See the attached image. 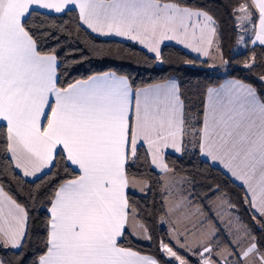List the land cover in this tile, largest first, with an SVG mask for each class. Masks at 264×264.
Returning <instances> with one entry per match:
<instances>
[{"label": "snow or ice", "instance_id": "obj_1", "mask_svg": "<svg viewBox=\"0 0 264 264\" xmlns=\"http://www.w3.org/2000/svg\"><path fill=\"white\" fill-rule=\"evenodd\" d=\"M229 7L235 43L250 53L242 67L264 86V0H235ZM37 8L75 10L78 29L133 41L157 63L163 42L175 41L213 61L209 67L229 64L220 23L201 0H0V152L6 163L0 175L47 177L58 155L75 172L48 192L43 188L58 173L27 191L37 218L45 210L35 231L29 205L0 184V249L11 253L0 255V264H264V87L239 79L209 87L202 117L190 122L175 78L134 86L110 70L62 86L57 48L40 45L52 31L38 21L45 13ZM189 145L241 182L251 226L222 210L217 225L191 194H177L193 182L180 177L177 187L168 150L180 158ZM142 169L160 177L159 208L155 199L140 202L153 188ZM220 201L236 209L223 195ZM157 215L168 225L167 242H158L163 262L122 243L131 236L152 241L149 221Z\"/></svg>", "mask_w": 264, "mask_h": 264}, {"label": "trees", "instance_id": "obj_2", "mask_svg": "<svg viewBox=\"0 0 264 264\" xmlns=\"http://www.w3.org/2000/svg\"><path fill=\"white\" fill-rule=\"evenodd\" d=\"M235 0H201V3L207 6L215 15L220 23L221 34L223 36V56L229 64L221 67H209L208 59L197 58L182 48L165 44L161 47L163 62L157 63L154 56L140 48L137 44L114 38L98 37L82 25L77 28V17L75 10L65 12L63 14L45 13L37 10V12L45 13L40 16L38 21H43L50 26L52 36L47 38L40 37V45L42 50H50L57 48L59 56V77L62 86L76 79H86L88 76L106 72L116 71L118 74L127 75L134 86H143L155 82H161L167 78H175L180 85L182 98L185 102L186 114L190 122H198L203 114V105L205 101L206 90L209 87L219 85L226 77H233L243 80L246 83L262 88L256 76L245 70L241 62L250 54L248 50L235 52V32L232 31L233 19L230 15V3ZM29 17V23L32 21ZM63 28V31H61ZM59 37V42L54 37ZM251 47V45H249ZM261 48L257 47L256 52L260 53ZM70 53V55H68ZM185 60H195V65H186ZM203 62V63H202ZM260 69H254L259 72ZM264 94V93H262ZM144 149H141L143 155ZM179 154L169 153L167 160L171 167L175 168V175L187 177L188 193L194 205H202L205 214L209 219L217 224V220L211 209V203L217 196H222L227 202L236 205V209L230 210L236 215L241 222L251 226V210L244 202V189L241 185L234 182L220 168L210 164L207 160L200 156L198 149L189 150L180 158ZM6 163L4 155L0 152V168H5ZM145 175L150 177L153 182L152 191L148 193L147 200H141L143 203H151L153 199L159 208L162 202V196L159 191L160 185L157 181L160 177L153 171L142 169ZM45 172H48L45 171ZM58 173L56 179L50 184H46L43 188L44 192L53 189L60 181L71 178L75 172L71 165H65V161L61 156H57L56 166L48 172V176L39 175L34 179H26L20 175L18 180H14L11 175H0V184L4 186L6 191L14 195L20 203L29 205L32 223L30 227L35 231L40 221L44 218L45 210L41 209L39 218L37 213L31 207V202L27 199V191L34 188L36 184H41L49 179L53 174ZM219 187V191L216 188ZM21 188L23 191H21ZM132 192L129 191V195ZM141 194L137 193L134 199H140ZM159 216H155L149 221L152 231V241H139L132 236L127 237L122 243L125 246H131L142 253L150 254L157 259L164 261L163 255L158 248V242L161 237L167 242V230L158 223ZM255 230V229H254ZM223 244L228 243L226 233L223 231L220 235ZM35 246L28 250V259L32 258ZM0 255L11 256V253H5L0 249ZM171 264H175L174 261Z\"/></svg>", "mask_w": 264, "mask_h": 264}, {"label": "crops", "instance_id": "obj_3", "mask_svg": "<svg viewBox=\"0 0 264 264\" xmlns=\"http://www.w3.org/2000/svg\"><path fill=\"white\" fill-rule=\"evenodd\" d=\"M37 10H40V11H43V12H45V10H42V9H38L37 8ZM86 30H88L89 32H91L89 29H87L85 26H83ZM92 33V32H91ZM92 34H94V35H96V36H98V37H103V38H114V39H118V40H127L126 38H123V37H116V36H99V35H97V34H95V33H92ZM127 41H130V40H127ZM131 42H133V41H131ZM133 43H135V42H133ZM135 44H137V43H135ZM165 44H172V45H176V46H178V47H180V48H182L183 50H185L186 52H188V53H190L191 55H193V56H195V57H197V58H200V59H208L207 57H198V54L197 53H193V52H191L189 49H185L182 45H179V44H177L175 41H165V42H163V44H162V46L163 45H165ZM140 48H142V46H140L139 44H137ZM161 46V47H162ZM143 50H145V51H147L146 49H144V48H142ZM151 55H153L154 56V54H152V53H150ZM209 60V59H208ZM211 63H213V61H211V60H209V64H211ZM215 67H218V66H215ZM232 79H237V78H233V77H226V78H224L223 80H222V82L219 84V85H217V86H212V88H219L220 87V85H222V84H224L226 81H228V80H232ZM169 151V153H174L172 150H168ZM175 154V153H174ZM200 156L203 158V159H205V160H207L210 164H212V165H214V166H216V167H218V168H220L226 175H228L234 182H236L237 184H239V185H241L242 187H243V185L241 184V182H239V181H236V180H234L231 176H230V174L229 173H227V171L223 168V166L222 165H220L218 162L217 163H213L210 159H208L207 157H205V156H203V155H201L200 154ZM73 167V166H72ZM45 171H47V169L45 170ZM39 175H41V174H38V176ZM37 176V177H38ZM23 177V176H22ZM180 177H182V176H178V175H175V178H176V180L178 181V184H177V187L178 188H180L181 187V185H180V183H179V180H180ZM25 178V177H24ZM34 178H36V177H28V178H26V179H34ZM187 183L186 182H184L183 183V185H182V191H180V192H178L177 194L178 195H189V193H188V188H187V185H186ZM243 189H244V187H243ZM131 191V190H130ZM216 199V198H215ZM214 199V200H215ZM212 203H213V201H212ZM212 203H211V209H212ZM212 212H213V209H212ZM213 214H214V212H213ZM215 217V216H214ZM216 219V218H215ZM161 225V224H160ZM161 226H163V227H165L166 228V230H167V232H168V225L167 224H164V225H161ZM134 239H136V240H139V241H146V240H143V239H137L135 236H132ZM144 254H146V253H144ZM147 255H150V254H147ZM190 259H192V257H190Z\"/></svg>", "mask_w": 264, "mask_h": 264}, {"label": "rangeland", "instance_id": "obj_4", "mask_svg": "<svg viewBox=\"0 0 264 264\" xmlns=\"http://www.w3.org/2000/svg\"><path fill=\"white\" fill-rule=\"evenodd\" d=\"M254 11H255V10H254ZM234 50H235V52H239V51H242V50H245V49H244L243 47H241V46H237L236 43H234ZM211 64H212V63H211ZM216 66L223 68L225 65H223V64H219V62L217 61V62H216ZM220 198H221V196H217L216 199L213 200V203H212V209H213V212H214V216H215V218H216V211H220V210H222V211H224V212H228V211H230V210L228 209V206H227L226 203L223 204V205H221ZM223 199L226 201V199H225L224 197H223ZM232 216H233L234 219H237V218H236V215H235L233 212H232ZM216 220H217V222H218V224H219V223H220L219 220H218L217 218H216ZM181 254L183 255V254H185V253H183V251L181 250ZM192 260L195 261V258L192 257Z\"/></svg>", "mask_w": 264, "mask_h": 264}]
</instances>
